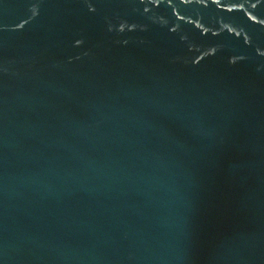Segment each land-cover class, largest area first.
Wrapping results in <instances>:
<instances>
[{
    "label": "water",
    "instance_id": "water-1",
    "mask_svg": "<svg viewBox=\"0 0 264 264\" xmlns=\"http://www.w3.org/2000/svg\"><path fill=\"white\" fill-rule=\"evenodd\" d=\"M0 264H264V0H0Z\"/></svg>",
    "mask_w": 264,
    "mask_h": 264
}]
</instances>
